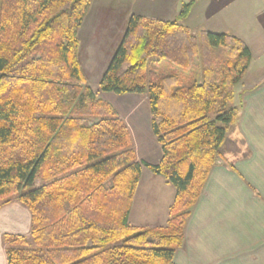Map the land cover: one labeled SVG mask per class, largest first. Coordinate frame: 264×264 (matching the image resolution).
<instances>
[{
    "label": "trees",
    "instance_id": "trees-1",
    "mask_svg": "<svg viewBox=\"0 0 264 264\" xmlns=\"http://www.w3.org/2000/svg\"><path fill=\"white\" fill-rule=\"evenodd\" d=\"M92 2L0 0V206L17 200L32 216L29 236H5L8 264H174L239 114L235 88L252 61L242 39L193 33L191 2L174 20L131 15L99 90L148 95L162 157L140 160L80 61ZM157 59L198 65L199 78L184 84ZM144 167L175 189L163 225L130 221Z\"/></svg>",
    "mask_w": 264,
    "mask_h": 264
},
{
    "label": "crops",
    "instance_id": "crops-1",
    "mask_svg": "<svg viewBox=\"0 0 264 264\" xmlns=\"http://www.w3.org/2000/svg\"><path fill=\"white\" fill-rule=\"evenodd\" d=\"M190 2L185 26L193 33L239 37L250 48L252 61L237 85L244 89L237 120L188 220L174 264H264V0H130L128 12L169 21ZM105 4L108 0H93L90 11ZM148 172L147 180L142 175L130 214L133 224L144 227L165 224L175 196L163 177ZM31 223V213L21 202L0 206V264H8L5 236L27 237Z\"/></svg>",
    "mask_w": 264,
    "mask_h": 264
},
{
    "label": "rangeland",
    "instance_id": "rangeland-1",
    "mask_svg": "<svg viewBox=\"0 0 264 264\" xmlns=\"http://www.w3.org/2000/svg\"><path fill=\"white\" fill-rule=\"evenodd\" d=\"M108 3L103 7L94 6L92 11L89 10L90 12L79 31L81 43L79 56L87 84L98 91L100 98L113 105L119 112L120 117L127 123L132 134L133 146L136 149L138 158L150 163H157V159L159 160L162 157V149L150 125L152 114L148 95L136 93L118 95L115 93L101 92L99 90L101 78L114 55V49L119 43L114 48L113 42L115 39H118V35H121L120 38L123 37L131 17L128 12L130 0H112V2L108 0ZM126 16L128 17L125 22L124 19ZM109 44H112V50H107ZM109 51L111 53L104 55V52ZM155 65L160 71L172 72L176 70L182 76L184 84L189 81L192 82L195 78H199L200 74L197 68L198 65L193 72L183 71L178 67L172 68L165 61L158 59L154 60ZM235 92L234 106L240 111V107L243 104L242 97L244 95V89L236 86ZM130 122L132 127L129 125ZM231 127L232 125L229 128ZM148 171L150 170L145 167L143 168L142 175L144 176V180H147Z\"/></svg>",
    "mask_w": 264,
    "mask_h": 264
}]
</instances>
